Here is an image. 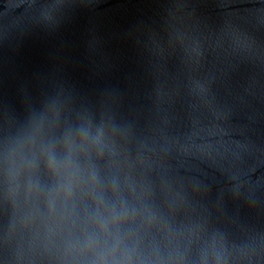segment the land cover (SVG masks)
I'll return each mask as SVG.
<instances>
[{
  "label": "water",
  "instance_id": "water-1",
  "mask_svg": "<svg viewBox=\"0 0 264 264\" xmlns=\"http://www.w3.org/2000/svg\"><path fill=\"white\" fill-rule=\"evenodd\" d=\"M50 99L61 128L104 125L102 169L173 230L148 240L264 264V0H0V139Z\"/></svg>",
  "mask_w": 264,
  "mask_h": 264
},
{
  "label": "clouds",
  "instance_id": "clouds-1",
  "mask_svg": "<svg viewBox=\"0 0 264 264\" xmlns=\"http://www.w3.org/2000/svg\"><path fill=\"white\" fill-rule=\"evenodd\" d=\"M58 120L59 102L50 99L0 139V202L11 209L5 242L15 244V264H185L179 248L147 239L154 228L169 240L173 231L147 190L102 169L114 155L104 125L85 119L61 128ZM216 243L213 264H226Z\"/></svg>",
  "mask_w": 264,
  "mask_h": 264
}]
</instances>
